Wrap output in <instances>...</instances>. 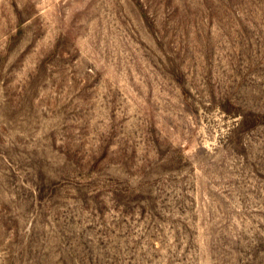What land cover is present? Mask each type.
I'll list each match as a JSON object with an SVG mask.
<instances>
[{
	"label": "rangeland",
	"instance_id": "374dc122",
	"mask_svg": "<svg viewBox=\"0 0 264 264\" xmlns=\"http://www.w3.org/2000/svg\"><path fill=\"white\" fill-rule=\"evenodd\" d=\"M0 264H264V0H0Z\"/></svg>",
	"mask_w": 264,
	"mask_h": 264
}]
</instances>
